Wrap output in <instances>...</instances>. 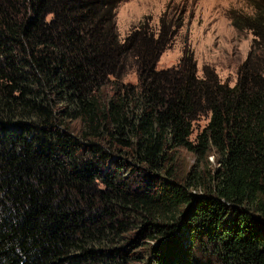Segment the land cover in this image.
Wrapping results in <instances>:
<instances>
[{
  "label": "trees",
  "instance_id": "obj_1",
  "mask_svg": "<svg viewBox=\"0 0 264 264\" xmlns=\"http://www.w3.org/2000/svg\"><path fill=\"white\" fill-rule=\"evenodd\" d=\"M121 1L0 0V264H264V0L232 86Z\"/></svg>",
  "mask_w": 264,
  "mask_h": 264
},
{
  "label": "rangeland",
  "instance_id": "obj_2",
  "mask_svg": "<svg viewBox=\"0 0 264 264\" xmlns=\"http://www.w3.org/2000/svg\"><path fill=\"white\" fill-rule=\"evenodd\" d=\"M244 2L245 6L241 0H123L116 8V29L123 40L131 30L146 24L156 39L163 24L169 38L162 47V43L157 47V69L176 67L187 55L198 77L211 69L221 82L232 86L253 38L251 31L238 30L231 24V9L235 6L251 9ZM122 81L135 84L137 76L130 71ZM208 120L209 115H201L193 122L190 139L194 140ZM71 127L77 129V121ZM179 156L185 159L180 160L183 164L194 161V155L185 149H181ZM208 160L211 166L215 165L212 156Z\"/></svg>",
  "mask_w": 264,
  "mask_h": 264
}]
</instances>
